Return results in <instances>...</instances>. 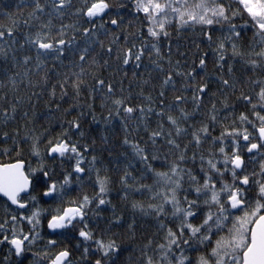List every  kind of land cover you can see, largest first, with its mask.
I'll return each instance as SVG.
<instances>
[{
  "label": "snow or ice",
  "instance_id": "6c2138e0",
  "mask_svg": "<svg viewBox=\"0 0 264 264\" xmlns=\"http://www.w3.org/2000/svg\"><path fill=\"white\" fill-rule=\"evenodd\" d=\"M0 75V264H264V0H19Z\"/></svg>",
  "mask_w": 264,
  "mask_h": 264
},
{
  "label": "trees",
  "instance_id": "16d2710c",
  "mask_svg": "<svg viewBox=\"0 0 264 264\" xmlns=\"http://www.w3.org/2000/svg\"><path fill=\"white\" fill-rule=\"evenodd\" d=\"M19 3V0H0V12H3L5 10L7 11H16V5ZM67 22V21H66ZM250 35V34H249ZM181 44L185 43V40H181L180 41ZM211 67V66H210ZM105 74H107V70L105 71ZM0 79H5L2 75H0ZM6 86L5 87H0V97L5 96V93H7L6 95V100L8 102H14V94L12 91V86L11 84H8L7 81L5 80ZM127 87V82L126 85ZM133 87H135V85H133ZM31 91H35L37 93H39V88H33L31 89ZM29 89L27 87V81L24 82V84L22 85H18V90L15 93V95H19L21 97H25L27 95H29ZM47 99V97H45L44 100H40L39 102H37V100L35 99V97L32 99L31 104L24 102V103H19L18 102V109H17V120H18V124L21 127V129L23 130V126L25 121L21 118L23 115L24 111H29V115L31 116L32 113H35L36 115V123L37 124H43V125H47L48 123H52L53 125L56 124L57 122V118L58 116H60V113H56L55 111L51 112V120L49 121L46 117L49 114V107L48 105L45 103V100ZM2 103V102H0ZM99 103V102H97ZM34 106V107H33ZM64 107H68L67 104L64 105ZM97 114H100V109L97 108ZM31 124V121L29 122ZM16 125L13 124V127H15ZM0 127H2V125H0ZM84 128L86 131H90L91 135L95 138H97V141L99 143V136L100 134L104 131L105 126L103 124H100L99 126L92 124L89 125L87 122H85L84 124ZM9 131H11V128L7 129ZM120 137L119 136H113L112 137V142H113V146H115L117 148L118 152L124 151V149L119 148L118 145V141H119ZM105 157V163L107 164L110 160H114V156H109L107 153L103 154ZM123 162V157H121L120 161H114L110 167H112L113 169H115V164L116 163H122ZM113 176L115 178V171H113ZM119 184L114 186L113 189V193H112V202L114 205H116L117 209L125 216V218L127 219L128 217H130L132 215L131 209L130 207H126V202L119 199L117 196V191L119 190ZM91 190V189H89ZM136 199H140V197H136ZM102 216H110L111 212L110 211H102ZM46 231H48L47 229H45ZM154 229L151 226V222L147 219L144 220H140L139 221V229L138 231L140 233H143L145 231L147 232H151ZM115 232L117 233H124V229H114ZM122 242L125 245H134L136 242L139 241H132L130 240L127 235L125 234L122 237ZM4 255L3 252H0V257H2Z\"/></svg>",
  "mask_w": 264,
  "mask_h": 264
}]
</instances>
